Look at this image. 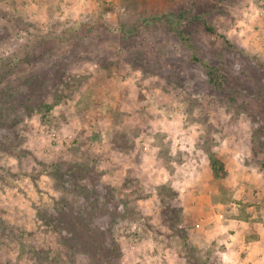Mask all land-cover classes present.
Segmentation results:
<instances>
[{"label": "clouds", "instance_id": "clouds-1", "mask_svg": "<svg viewBox=\"0 0 264 264\" xmlns=\"http://www.w3.org/2000/svg\"><path fill=\"white\" fill-rule=\"evenodd\" d=\"M228 12L210 39L217 46L231 44L241 57L264 61V0H239ZM0 13V37L7 29L0 39V69L13 88L26 92L20 82L32 71L60 63L67 65V83L82 84L70 89L61 84L42 108L18 114L16 128L27 138L20 147L48 167L29 157L23 171L30 175L0 184V209L5 210L0 220L7 225L0 234V264H41L36 253L49 248V259L59 248L64 264L73 259L79 264V254L70 259L52 244V233L39 217L62 197L73 198L64 190L72 186L58 187L51 175V166L61 160L93 169L95 186L89 179L79 183L98 193L94 200L104 221L99 228L110 230L123 254L119 264H189L190 249L201 264H264V165L245 163L253 160L252 131L259 125L217 95L197 91L193 80L180 88L126 62L122 40L142 19L139 9L129 0H0ZM102 36L108 38L103 43L97 39ZM77 38L89 50L81 47L74 55ZM42 41L52 45L47 62L30 66L27 57ZM107 51L118 52L121 60L110 74L100 63ZM241 68L237 58L232 75L240 76ZM199 77L207 78L203 70ZM97 99L99 107L90 103ZM117 109L127 114L118 124L111 115ZM115 132H125L134 148L115 150ZM3 155L5 169L21 172L14 156ZM212 157L223 161L227 176L217 180L223 191L212 189L211 202L201 209L199 194L213 178ZM128 178L136 182L125 187ZM106 186L118 207L107 201ZM161 189L177 195L162 197ZM77 198L89 207L83 195ZM168 203L180 209L175 228L162 216ZM126 207L135 215L113 222L110 214H124Z\"/></svg>", "mask_w": 264, "mask_h": 264}, {"label": "rangeland", "instance_id": "rangeland-1", "mask_svg": "<svg viewBox=\"0 0 264 264\" xmlns=\"http://www.w3.org/2000/svg\"><path fill=\"white\" fill-rule=\"evenodd\" d=\"M238 2L239 0H129L130 7L141 11L142 19L126 34V39L122 40V47L126 50L125 61L142 67L146 73L161 74L170 85L175 84L180 88L185 87L188 80H193L197 91L207 92L209 95L215 94L221 102L235 106L238 112H247L253 124H258L259 127L253 128L252 131L253 160L245 163L264 165V61L241 57L231 44L225 42L217 46L216 42L210 39L211 35L216 33L217 26L223 27L219 18L227 17L228 9ZM6 37L7 29H4V36L0 39ZM97 39L103 43L108 38L102 36ZM77 40L73 49L74 55L75 49L83 47L85 51L89 50L83 38ZM51 47L48 42H39L28 55L27 63L30 66L42 61L46 63L45 55L51 51ZM177 51L181 52V55L177 56ZM110 57L115 58L110 59ZM119 57L118 52L107 51L106 55L100 58V63L110 74L114 68L121 67ZM237 58H240L242 68L240 76H233V65ZM66 66L60 63L48 69L40 68L32 71L20 82L21 88H27L26 92L13 88L7 82L4 70L0 69V160L4 159L3 154L14 156L21 169V172H12L10 168L5 169L0 164V184L8 185V177L17 180L21 175H30L23 171L29 157L42 167H48L43 161L37 160L30 150L20 147L27 138L20 135L16 125L20 122L18 114L21 109L30 113L33 109L42 108L43 101L49 94L60 92L61 84H64L66 89L82 86L79 81L74 85L65 81ZM201 70L206 79L198 78ZM140 98L143 99V96L141 95ZM90 103L99 107L102 101L97 99ZM111 115L113 122L118 124L127 114L117 109ZM96 138L98 134L93 137ZM112 144L115 150L125 153L134 148L125 132H115ZM210 166L213 178L208 182V187L199 194L201 209L206 203L211 202L212 189L223 191L217 180L227 176L223 161L212 157ZM51 167L53 169L51 175L57 181V186L64 188L66 184H70L71 189L64 190L73 194L71 200L67 196L62 197L53 211L45 208L39 212V217L47 225V230L52 233L50 238L52 244L62 247L70 259L79 254V264H119L123 254L111 239L110 230L102 232L99 228V224L104 221L100 219L103 213L97 212L94 200L98 193L89 192L86 186L79 183L81 180L89 179L95 186L97 177L93 174V169L87 164L73 165L63 160L55 162ZM32 178L35 181L38 176ZM135 182L133 178H128L125 187ZM106 189L107 201L118 207L114 200L113 189L107 186ZM80 195L86 198L88 208L79 203L77 197ZM161 195L171 199L177 194L161 189ZM161 202L165 201L162 199ZM4 212V209H0V214ZM179 212L180 209L168 203L162 211L164 222L175 228L179 222ZM110 215L114 222L118 216H134L135 209L126 207L124 214L113 211ZM5 231L7 225L0 220V234ZM181 231H178L179 235ZM30 235L34 236L35 233ZM52 252L53 248L41 249L36 256L40 258L41 264H64L60 259L59 248L55 249V255L49 259ZM73 264H75L74 259ZM189 264H201L191 249Z\"/></svg>", "mask_w": 264, "mask_h": 264}, {"label": "trees", "instance_id": "trees-1", "mask_svg": "<svg viewBox=\"0 0 264 264\" xmlns=\"http://www.w3.org/2000/svg\"><path fill=\"white\" fill-rule=\"evenodd\" d=\"M176 213H177V211L176 210H174ZM179 231V230H178ZM181 236L183 237V236H186V233L182 230L181 232Z\"/></svg>", "mask_w": 264, "mask_h": 264}]
</instances>
